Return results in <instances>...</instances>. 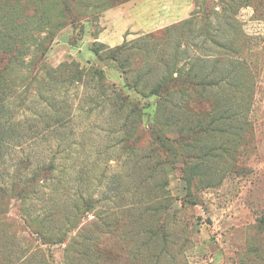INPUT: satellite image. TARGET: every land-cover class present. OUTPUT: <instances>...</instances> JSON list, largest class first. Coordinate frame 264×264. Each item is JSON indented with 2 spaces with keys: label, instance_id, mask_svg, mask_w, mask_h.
Segmentation results:
<instances>
[{
  "label": "rangeland",
  "instance_id": "1",
  "mask_svg": "<svg viewBox=\"0 0 264 264\" xmlns=\"http://www.w3.org/2000/svg\"><path fill=\"white\" fill-rule=\"evenodd\" d=\"M229 3L129 0L85 20L83 27L69 25L60 30L46 57L48 68L37 79L13 89L0 88V212L22 227L14 245L5 247L6 257L11 258L8 264H69L75 249L86 247L84 236L75 231L67 249L66 243L41 242L22 222L23 210L45 215L57 206L52 222L62 225L65 217L72 216L70 207L82 196H91L97 200L96 210L107 215L116 207L139 202V219L147 220L149 215L142 213L162 197L142 165L136 188L132 170L136 158L122 153V116L91 100L97 96V83L91 78L56 81L49 70L75 59L83 66L104 68L111 81L122 85L119 64L98 59L92 50L95 41L110 47L128 43L133 73L152 66L153 84L164 73L165 63L173 64L174 58L183 70L194 66L224 79L204 94H194L200 97L198 109L208 117L220 98L236 99L234 109L240 115L245 112L249 124L236 122L224 134L204 139L202 144L213 149L205 165L214 181H206L196 192V203L185 200L186 182L180 169L167 176L173 206L164 217L172 229L187 231L190 237L183 246V239H178L176 264H264V17L255 15L252 6H241L234 16ZM177 20L190 22L167 34L161 32ZM146 47L151 49H140ZM236 86L250 87V93L235 94ZM221 112L217 108L208 118ZM27 157L32 169L54 161L55 176L31 199H12V174ZM93 225L88 223L84 229L87 236L110 244L117 240ZM139 233L140 247L144 234L141 229ZM81 257L78 264L89 263L86 256ZM139 264L148 263L139 259Z\"/></svg>",
  "mask_w": 264,
  "mask_h": 264
},
{
  "label": "trees",
  "instance_id": "2",
  "mask_svg": "<svg viewBox=\"0 0 264 264\" xmlns=\"http://www.w3.org/2000/svg\"><path fill=\"white\" fill-rule=\"evenodd\" d=\"M127 1L129 0H0V88L13 89L37 79L40 72L48 68L46 57L60 30L69 25L83 27L85 20L96 19L99 13ZM231 1L228 5H231L234 16L241 6H252L255 15L264 17V0ZM224 9H228L227 5ZM183 21L163 27L165 29L161 32L167 34L190 22L187 20L182 23ZM183 30L184 28L181 29ZM207 32L209 35L210 31ZM154 35L156 33L151 34ZM32 46H35L33 55L26 61ZM229 46L233 47L231 43ZM131 49L126 42L115 47L100 41H95L92 45L98 59L109 58L119 64L124 76L122 85L111 81L104 68L94 64L83 66L75 59L49 69L56 81L82 82L91 78L97 83V96H91V100L122 116V153L136 158V168L132 163L136 188L139 189V168L142 165L154 179V189L162 194L156 205L147 207L142 213L149 215L147 220L139 219V202L116 207L107 215L96 210L97 200L91 196H82L74 203L69 210L72 216L65 217L62 225L52 222V211L57 206L49 212L46 210L45 215L23 210L22 222L43 243H66L67 249L72 245L73 236H70L74 231L84 236L85 250L75 249V255L72 256L74 260L69 264H78L77 260L82 259L81 255L86 256L85 260L89 262L87 264H139V259L148 264H176L178 257L175 246L179 245L178 239H183L180 243L183 246L190 241V237L186 235L187 231L172 229L164 217L173 206L167 176L180 169L186 182L185 200L196 203V192L206 181H214L205 165L207 159L213 156V149L207 143L202 144L204 139L218 133L224 134L236 122L249 124L245 112L240 115V111L234 109L236 99L233 102L220 98L212 111L218 108L222 112L210 119L208 117L212 111H209L211 113L207 117L198 109L197 101L200 97H195L194 94H204L224 81L223 78L210 76L207 72L204 74L194 66L183 70L174 58L173 64L170 61L165 63L167 67L164 73L153 84L150 82L154 73L152 66L142 72L141 68L137 74L133 73L128 57ZM140 49L148 52L151 48ZM228 75L230 72L226 77ZM60 77L64 78L60 80ZM242 91L250 93V87L236 86L235 94L244 95ZM140 154L142 156L139 158ZM56 170L57 164L54 161L32 169L30 157L23 159L12 174V199H31L53 180ZM91 215L93 219L89 220ZM95 220L99 222L95 223ZM88 223L94 224L101 232L111 233L117 240L110 244L96 240L97 236H87L84 229ZM19 228L22 227L0 212V264L11 261V258L6 257L5 247L7 244L14 245ZM139 229L144 234L140 247ZM252 251L253 249L250 250ZM168 256L170 259H166Z\"/></svg>",
  "mask_w": 264,
  "mask_h": 264
},
{
  "label": "crops",
  "instance_id": "3",
  "mask_svg": "<svg viewBox=\"0 0 264 264\" xmlns=\"http://www.w3.org/2000/svg\"><path fill=\"white\" fill-rule=\"evenodd\" d=\"M178 21H180V20H177L176 22H178Z\"/></svg>",
  "mask_w": 264,
  "mask_h": 264
}]
</instances>
